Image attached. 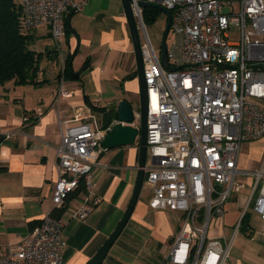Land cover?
<instances>
[{
	"label": "built area",
	"instance_id": "1",
	"mask_svg": "<svg viewBox=\"0 0 264 264\" xmlns=\"http://www.w3.org/2000/svg\"><path fill=\"white\" fill-rule=\"evenodd\" d=\"M87 1L18 0L20 29L46 30L63 67L64 18L70 10L82 11ZM142 1L171 12L168 67L147 32L140 40L147 87L142 185L150 191V208L179 216L165 264H226L248 209L261 221L260 229L250 234L264 241V165L255 170L237 167L240 145L264 136V0ZM136 2L133 13L144 25ZM225 6L230 10L222 11ZM69 95L61 81L54 101ZM133 115L132 125L138 127L137 108ZM58 124L51 202L64 206L82 182L83 206L72 214L82 218L101 202L91 191V173L112 124L102 128L101 118L85 105L75 106L72 119ZM244 176L251 181L246 183ZM246 185L249 191L229 236L213 234L212 229L224 226L228 201ZM64 224L62 217L46 214L17 242L0 246V264H62Z\"/></svg>",
	"mask_w": 264,
	"mask_h": 264
},
{
	"label": "crops",
	"instance_id": "2",
	"mask_svg": "<svg viewBox=\"0 0 264 264\" xmlns=\"http://www.w3.org/2000/svg\"><path fill=\"white\" fill-rule=\"evenodd\" d=\"M68 22L79 42L74 34L68 36L61 50L63 67L49 34L39 29L33 32L28 45L47 43L44 50L49 53L40 60L35 77L38 83L15 85L7 81L0 85V164L5 167L0 173V246L14 244L46 214L59 209L51 202L57 180L59 120L72 119L75 106H94L107 111L114 110L121 100L131 103L139 98V81L134 76L137 62L121 1L105 0L96 6L85 4L82 11L73 12ZM164 23L166 20L156 19L150 31L149 38L155 47H160ZM68 54L69 71H66ZM61 81L70 95L56 102L54 94ZM92 112L101 119L105 114ZM25 115L30 118L23 120ZM139 153L138 139L131 145L102 148L98 153L91 173V191L101 202L82 218L72 214L83 206L85 189H76L64 203L65 209L60 214L65 221L62 264H87L116 228L134 190ZM263 165L264 136L243 142L237 167L255 170ZM243 179L246 183L251 181L250 177ZM149 197V189L142 185L128 221L102 264H165L179 216L150 208ZM237 219L227 226L232 228ZM250 219L249 229L240 230L248 238H236L237 243L245 242L246 248L236 260L229 256L226 264H264V241L258 235L260 243L251 242L256 237L250 232L257 229ZM224 226L212 229V233L223 231L228 237L230 233Z\"/></svg>",
	"mask_w": 264,
	"mask_h": 264
},
{
	"label": "water",
	"instance_id": "3",
	"mask_svg": "<svg viewBox=\"0 0 264 264\" xmlns=\"http://www.w3.org/2000/svg\"><path fill=\"white\" fill-rule=\"evenodd\" d=\"M120 1L128 22L129 32L133 43L135 58L137 62V78L139 81V99L137 102V109L139 110L140 113L138 119L139 125L138 127L132 125L134 120L133 111L136 108L126 100L119 101L114 110L113 109L111 111L107 110L106 113L102 116L101 119L102 128H106L110 124L112 125L110 130L107 132L104 139L102 140L101 146L103 149H108L116 146L131 145L135 142L136 139H138L139 150H140L139 162H138V174L135 181L132 196L130 198V201L122 218L120 219L119 223L117 224L113 232L109 235V237L102 244L99 250L90 258L87 264H102V261L106 253L109 251L112 244L117 239L118 235L120 234L126 222L128 221L143 184L144 164L146 159L147 87L143 76V64H142V56L140 50V36L138 30L139 28L137 26V21L131 6L134 0H120ZM136 4L140 8L151 7L164 12L166 16V23L160 42V49H161L160 60L164 67H168L167 54H166V50H167L166 38L171 24V12L157 4L149 3L146 1H137ZM72 14L73 11L70 10L68 13V17L70 18ZM68 29L72 34H74L77 42H79L78 35L70 27L69 22H68ZM170 69H174V68L171 67ZM80 72L81 70H79L75 75H78Z\"/></svg>",
	"mask_w": 264,
	"mask_h": 264
},
{
	"label": "trees",
	"instance_id": "4",
	"mask_svg": "<svg viewBox=\"0 0 264 264\" xmlns=\"http://www.w3.org/2000/svg\"><path fill=\"white\" fill-rule=\"evenodd\" d=\"M19 8L18 0H0V85H3L7 81H13L15 85H33L38 83L37 80H35L39 67L38 64L40 60L49 53V51L46 50L47 53L44 51L36 52L29 48L28 45L32 40L33 32L24 33L21 31ZM159 11L160 10L151 7L141 8L143 21L147 23V25L154 22L159 16ZM64 29L66 43L68 36L71 34L68 29V17L64 18ZM69 59L70 54L67 55L66 59V71H69ZM91 108L94 112L106 113L104 108L95 109L94 106ZM33 120L35 121L36 118ZM1 138L2 137H0V140ZM4 169L5 167L0 164V173L3 172ZM77 189H85L82 182ZM69 196L70 195H68V197ZM68 197L66 200H68ZM64 209L65 206L60 207L56 213H52L53 216L57 218L60 217ZM249 219L250 213L249 211H245L240 220L239 231L249 229Z\"/></svg>",
	"mask_w": 264,
	"mask_h": 264
},
{
	"label": "rangeland",
	"instance_id": "5",
	"mask_svg": "<svg viewBox=\"0 0 264 264\" xmlns=\"http://www.w3.org/2000/svg\"><path fill=\"white\" fill-rule=\"evenodd\" d=\"M102 1H105V0H88L86 2V4L88 5V3H89L90 6H96L97 4L102 3ZM137 1H142V0H137ZM229 10H230L229 6H225V7L222 8V11H224V12H227ZM156 19H159V22H162V21L166 20V16H165L164 12L159 11V16ZM142 22H143L144 25H142L140 23V21L138 23V26H139L138 30L140 31L139 32L140 40L144 39V34L143 33H145V32H147V34H149V37H150V31L154 29L152 27L154 22H151V23H149L147 25V23H145L143 21V18H142ZM169 40H170V34L167 35L166 44H168ZM46 45H47V43L41 42V43H37V44H35L33 46H29V48H33L34 51L39 52L37 49H41L42 48V50H44L46 48ZM155 45H157V44H155ZM134 76H137V74L134 73ZM24 85H26V84H24ZM137 102H138V100H134V101L131 102L132 105L135 108H137ZM135 121H136L137 124H139L138 118H136ZM248 191H249V185H247V187H245V189H242L237 194L236 200H232L231 199L226 204V211L227 212H226L225 217H224V222L226 224L224 226V228H225L226 232L230 233L232 231V228L228 227L227 224L231 223L233 220H235V218H239V216L241 215L242 207H243V199H244V197H245V195L247 194ZM247 211H249V213L251 214L250 224L254 227V229L258 230L260 228V226H261V221H259V219L256 217L255 213L253 214V212L251 210L248 209ZM236 238H248V237L245 236L244 234H242L240 231L237 232V234L235 235V239H234L232 248L230 249V258H231V260H234V259L236 260L239 257H241L243 250L247 246V244L245 242L237 243L236 242ZM258 239L259 238H257V237H256L255 240L251 239V242L260 243V242H258Z\"/></svg>",
	"mask_w": 264,
	"mask_h": 264
}]
</instances>
